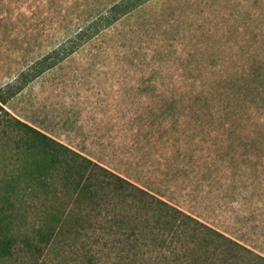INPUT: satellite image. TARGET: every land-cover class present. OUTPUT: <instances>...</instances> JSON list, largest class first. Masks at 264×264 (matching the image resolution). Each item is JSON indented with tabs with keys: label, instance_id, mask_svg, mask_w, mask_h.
Wrapping results in <instances>:
<instances>
[{
	"label": "rangeland",
	"instance_id": "obj_1",
	"mask_svg": "<svg viewBox=\"0 0 264 264\" xmlns=\"http://www.w3.org/2000/svg\"><path fill=\"white\" fill-rule=\"evenodd\" d=\"M9 84L13 113L264 255V0H0ZM112 202L55 196L71 225L44 252L20 234L0 264H264Z\"/></svg>",
	"mask_w": 264,
	"mask_h": 264
},
{
	"label": "trees",
	"instance_id": "obj_2",
	"mask_svg": "<svg viewBox=\"0 0 264 264\" xmlns=\"http://www.w3.org/2000/svg\"><path fill=\"white\" fill-rule=\"evenodd\" d=\"M24 84L17 90L7 85L5 95L0 91V197L5 189V233H0V256L5 260L18 252L20 234L36 233L41 240L34 234L29 240L42 252L59 239L71 225L69 216L73 213L66 210V205L55 207V196L64 194L74 198L76 205L114 201L121 216L134 210L126 222L137 226L146 222L147 231L157 238L180 230L184 237H190L183 242H188L192 251H199V244L205 241L210 248L216 240L221 252L232 246L264 261V255L239 240L13 113L6 103ZM23 181L26 183L21 185ZM39 184L44 186L38 189L47 193L46 200L30 204ZM150 219L158 226L151 228Z\"/></svg>",
	"mask_w": 264,
	"mask_h": 264
}]
</instances>
